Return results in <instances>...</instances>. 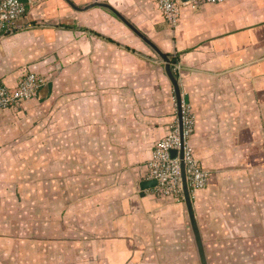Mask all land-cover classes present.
<instances>
[{"label":"crops","instance_id":"0c3cea01","mask_svg":"<svg viewBox=\"0 0 264 264\" xmlns=\"http://www.w3.org/2000/svg\"><path fill=\"white\" fill-rule=\"evenodd\" d=\"M25 2L20 28L0 40V81L13 87L35 72L45 84L36 98L0 112V179L12 186L19 170L25 177L64 162L69 170L30 175L22 208L0 193V264H201L185 200L141 188L178 102L167 62L118 14L169 56L195 116L190 143L210 177L190 194L208 264H264V0L184 5L176 32L157 0ZM49 100L73 106L56 114L71 120L70 130L33 133L23 111ZM52 135L60 145H49ZM80 137H90L85 253L77 233L48 236L45 218L73 220L77 205L63 200V186L83 167ZM62 152L71 155H52Z\"/></svg>","mask_w":264,"mask_h":264},{"label":"built area","instance_id":"2783aa9c","mask_svg":"<svg viewBox=\"0 0 264 264\" xmlns=\"http://www.w3.org/2000/svg\"><path fill=\"white\" fill-rule=\"evenodd\" d=\"M223 0H157L158 6L168 23L178 24L181 8L191 5L193 8L202 4H215ZM25 0H0V40L20 28L18 22L26 17ZM29 24V23H27ZM45 78L35 72L26 73L16 86H9L0 81V112L19 108L27 100L36 98ZM182 130L178 117L170 124L169 132L154 146L153 154L147 164L149 180L156 185L151 189L160 197L172 198L183 202L184 184L182 163L190 193L205 188L210 173L203 168L196 157L190 138L194 132L195 116L189 104L182 102ZM176 151V155H173Z\"/></svg>","mask_w":264,"mask_h":264},{"label":"rangeland","instance_id":"374dc122","mask_svg":"<svg viewBox=\"0 0 264 264\" xmlns=\"http://www.w3.org/2000/svg\"><path fill=\"white\" fill-rule=\"evenodd\" d=\"M188 6L190 7L191 10L194 9L191 5H188ZM180 17H181V14H180ZM178 27H179V22L176 26L172 28L176 32ZM53 101L54 100H49L47 103L45 102V103L39 104L36 107H33L32 109L27 108L26 110L23 111V113L25 114L27 118L29 116V112L32 115L31 118L29 119V125H28V129L30 131L35 133V131L38 132V130L39 131L42 130V134H44L45 131H49V130H56V131L70 130L68 128H70L71 120L65 121L66 116L63 117L61 120V118L57 116L56 114H58L61 111L65 113H70L73 109V106L71 104L62 105L61 104L62 101L60 100H56L57 102H60V104H56ZM42 134H40V137H42ZM48 139H51V141L49 142V145H60L59 144L60 137H53L52 135V136H49ZM79 142L80 144H82V146L86 145V150L80 151L77 154L78 155L77 158L79 159L80 157V161L81 163H83L82 164L83 167H80L79 170L73 171L74 174L77 172L78 181L73 182L72 184L63 186V189L67 191V194L63 193L65 196L63 200L75 199L74 204L77 205V207L73 209L72 210L73 212L70 214L71 216L73 215V220H69L68 223L66 222L62 223L59 221L58 217L53 220L52 214L50 216L47 214L45 218L49 220V225H47V229H49L47 232L48 236L53 235L52 233H50L51 232L50 230H52V232L54 231L53 233L55 236L61 237V239L65 241V240H70V239H73V240L76 239V233H77V241L80 243L79 252L81 251L82 253H85L86 250L81 249V246H85V241L87 239H90V137H80ZM65 144H69V142ZM52 155L59 157V155L70 156L71 154L70 152H67V153L62 152L58 154L53 153ZM66 164L67 163L64 162L62 163V165L55 164V166H52V167L47 166L49 167L47 169L40 168V167L34 168L32 169L31 173L30 174L27 173L25 177H22L23 174L21 170H19L20 174L16 172L17 175H15L12 186L11 185L6 186V180H7L6 178L0 179V193L1 194L7 193L9 196L12 195L11 198L14 199V205H16L15 209L22 208L23 194H24V191L28 189L24 185V181H27L30 175L33 176L32 179L39 180V179H43L44 177H49V176L52 177L56 173H61L62 171H67L69 169L66 167ZM70 172L72 173L71 170ZM38 186L40 185L37 184V186H34L36 190L38 189ZM44 187L45 185H43V188ZM5 190L7 192H4ZM75 191H76L75 195L72 196ZM30 192L34 194L33 190H31ZM35 194H37L38 196V192ZM9 202L11 203V200ZM31 205H32V201L28 204V206L30 207ZM49 212L52 213L51 211ZM62 224L64 226H63V231L60 234L58 231V227L62 226ZM207 232H208V236L210 237L214 236V235H211L212 233L209 228ZM211 250L213 252V255H219V254H222L223 249H221L220 247L219 248L215 247ZM184 253L187 254L186 250H184ZM80 256H82L81 253H80ZM84 257H90V252L88 255H85ZM244 260H249V259L246 258ZM87 263L90 264V260H88Z\"/></svg>","mask_w":264,"mask_h":264},{"label":"water","instance_id":"95a60500","mask_svg":"<svg viewBox=\"0 0 264 264\" xmlns=\"http://www.w3.org/2000/svg\"><path fill=\"white\" fill-rule=\"evenodd\" d=\"M72 6L76 7L74 5V3L72 1H69ZM99 3H96L94 5H98ZM103 6H106L110 9H113L112 6H110L109 4H102ZM78 8V7H76ZM87 8H90V5L87 6ZM122 19L123 21L126 22V24L131 28L133 29L135 32H137L140 36H142L145 41L150 44L152 46V48H154L158 54L167 62L166 64V72L170 78V80L172 81V84L174 86V89H175V94H176V98H177V102H178V115H179V118H180V126H181V130H182V102L183 100L186 101L187 99V96H183L182 95V92H181V88H180V85H179V82H178V79L176 78V76L174 75L173 73V70H172V66H171V60L169 58V56L165 53H163L154 43H152L151 41L149 40H146L145 36L143 34L140 33V31H138L132 24H130L127 20H125V18H123V16H121L120 14H118ZM173 155H176V151H173L172 152ZM182 176H183V184H184V196H185V202H186V205H187V208H188V213H189V216H190V221H191V225H192V229H193V232H194V236H195V241H196V246H197V249H198V253H199V258H200V262L201 264H208V260H207V256H206V252H205V248H204V243H203V240H202V236H201V233H200V229H199V226H198V223H197V219H196V216H195V213H194V208H193V203H192V199H191V194H190V191H189V188H188V184H187V181H186V175H185V170H184V164L182 163ZM156 185V182L155 181H152V180H148V181H145L142 183V190H146V189H149V188H152Z\"/></svg>","mask_w":264,"mask_h":264},{"label":"trees","instance_id":"16d2710c","mask_svg":"<svg viewBox=\"0 0 264 264\" xmlns=\"http://www.w3.org/2000/svg\"><path fill=\"white\" fill-rule=\"evenodd\" d=\"M41 89V88H40ZM39 93H40V90H39ZM39 93H38V95H39Z\"/></svg>","mask_w":264,"mask_h":264}]
</instances>
